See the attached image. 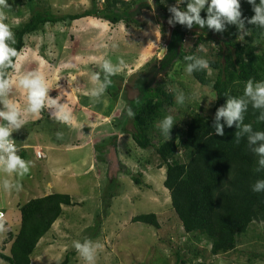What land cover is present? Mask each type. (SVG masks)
Instances as JSON below:
<instances>
[{
  "label": "rangeland",
  "instance_id": "rangeland-1",
  "mask_svg": "<svg viewBox=\"0 0 264 264\" xmlns=\"http://www.w3.org/2000/svg\"><path fill=\"white\" fill-rule=\"evenodd\" d=\"M156 1L147 0L149 8L140 9L136 16L141 24L139 28L83 17L71 22L45 24L40 31L24 37L25 48L19 63L17 58L9 74L18 95L13 97L10 88L9 93L0 96L3 105L7 101L18 107L17 101L26 92L16 80L35 70L42 72L49 83L46 99H56L59 105L74 113L80 97L96 87L92 81L96 71L108 74L102 67L103 59L110 60L118 70L108 74L115 75L112 81L116 87H110L113 96L104 92L98 100L92 97L88 100L97 113H92L95 123L88 134L79 132L84 140L88 135L91 137L90 145H82L80 153L65 151L60 155L54 151L60 147L65 150L66 143L71 144L76 137L69 125L56 120L58 109L54 106H44L50 119L45 118L35 126L27 124L18 131L16 136H20V144H27L24 150L27 155L23 156L30 171L21 176L16 171L5 173L0 166V211L3 214L0 216V252L3 254H9L8 234L16 232L20 220L17 205L33 197L58 192L69 194L76 204L62 206V214L38 242L31 264H58L66 257L70 264H87L73 246L75 242L85 241L101 245L96 264H264L263 223L253 222L247 233L238 237L235 250L217 256L210 254V244L205 238L198 240L191 233H185L171 208L168 190L163 186L165 166H159L153 148L142 150L131 138L133 127L127 116L128 101L137 93L132 88V77L148 63L153 64L161 58L159 53L166 38L167 29L159 18ZM184 1L160 0V3L165 7H177L186 4ZM8 5L0 11L5 16L4 22L16 27L35 10L55 15L82 13L91 7V0H8ZM215 40L194 45L196 35L187 34L184 50L193 51L200 60H213L220 51ZM262 46L264 48V43ZM120 58L123 64L119 63ZM186 69L177 63L168 70L166 79L163 73L157 74V83L165 79L166 88L175 92L173 107L167 108L157 127H161L165 116L170 115L174 119L171 130L178 128L183 133L184 122L193 112L212 116L214 93L211 87L197 83ZM212 71H209L210 77L214 75ZM72 101L76 102L72 104ZM19 106L24 113L27 103ZM1 120L0 124L8 123H1ZM124 124L125 130H122ZM10 137L15 139L14 133ZM103 140L102 145L106 147L99 153L92 146ZM57 142L62 145L56 147ZM35 145H39L44 158H34ZM131 176H139L141 183L136 185ZM4 180L10 185L7 191L3 189ZM46 183L49 186L43 187ZM143 213L155 214L159 228L131 222L132 217ZM196 251L200 256H194ZM177 252L186 263L177 262ZM0 264L7 263L0 259Z\"/></svg>",
  "mask_w": 264,
  "mask_h": 264
},
{
  "label": "trees",
  "instance_id": "trees-1",
  "mask_svg": "<svg viewBox=\"0 0 264 264\" xmlns=\"http://www.w3.org/2000/svg\"><path fill=\"white\" fill-rule=\"evenodd\" d=\"M184 2L186 4L177 7L186 10L189 1ZM156 3L159 18L167 29L164 43L166 50L162 58L153 64L148 63L145 69L132 77V88L137 93L128 101L134 113L129 117L133 127L131 138L142 150L153 148L159 166H165L163 186L168 190L171 208L185 233H191L198 240L205 238L210 244L211 255L225 254L236 249L238 237L246 234L253 222L264 224V189L252 191L258 181H264V166L259 163L262 157L256 152V148L264 141L253 143L249 139L257 132H264V108L254 107V102L244 92L249 80L253 87L264 83V28L249 23L255 13L254 5L249 4L248 0H239L243 27L239 23L225 22L222 31L207 25L200 27L193 23L188 27L180 24L169 11L174 6L165 7L160 0ZM258 4L259 0H255V5ZM147 8V0H104L102 3L100 0H91V7L82 13L55 15L49 11L35 10L23 24L11 27L14 42L9 41V45L21 54L25 46L24 37L40 31L45 24L71 22L83 17H94L110 25L121 22L139 28L141 24L136 16L140 9ZM206 8L207 5L200 12L202 19L207 18ZM170 19L173 20L171 24L168 23ZM187 34L196 35L194 45H204L208 40L217 39L215 41L220 51L216 59L208 60L207 69L196 65L200 59L193 51L184 50ZM188 56L192 59H185ZM12 59L15 65L17 58ZM177 63L186 68L195 65L189 74L197 83L211 87L214 104L212 116L205 117L193 112L184 122L183 133L178 128L170 129L165 139L162 128L156 124L161 122L167 108L174 105L175 92L168 90L163 82L168 70ZM13 68L3 71L9 77ZM210 70L214 71L213 77L209 76ZM158 73L164 74L162 83L156 81ZM95 74H99V80L106 83L105 92L113 96L110 90L116 87L112 81L115 75L97 71ZM230 99L243 100L245 103L243 119L234 121L232 125H228L223 117L216 120L217 110L225 107ZM39 113L43 119L49 118L44 106ZM216 123L221 125L223 135L216 133ZM246 125L250 131L243 130ZM124 127L125 124L122 130H125ZM176 132L178 134L174 135ZM104 140L94 147L99 153L106 147L102 145ZM18 156L24 159L23 155ZM138 177L131 176L136 185L141 183ZM75 204L69 194L55 192L31 198L19 205L20 220L16 232L8 234V240L11 241L9 254L0 252V259L7 264H31L38 242L60 217L62 206ZM131 222L159 228L153 213L136 215ZM176 256L178 263H186L178 252ZM194 256L200 255L196 251ZM58 264H70L68 257Z\"/></svg>",
  "mask_w": 264,
  "mask_h": 264
},
{
  "label": "clouds",
  "instance_id": "clouds-1",
  "mask_svg": "<svg viewBox=\"0 0 264 264\" xmlns=\"http://www.w3.org/2000/svg\"><path fill=\"white\" fill-rule=\"evenodd\" d=\"M181 0H177L180 3ZM249 4H253L254 16L251 17L249 23L258 24L264 28V0H259V4L255 5V0H248ZM208 13L206 19H202L200 12L205 9ZM8 0H0V9L8 7ZM240 3L239 0H189L186 10H181L178 7H172L169 9L174 14L173 19L180 23L191 27L193 23L204 27L207 25L216 31H222L224 23H239L240 27H243V21L240 20ZM5 16L0 11V96H4L10 89L13 81L3 71L9 67H14L13 59L18 58L17 63L20 60V53L9 45V41L14 42V32L9 24L5 23ZM169 24L173 23V20L168 21ZM203 47V46H201ZM165 50L161 49L159 56H164ZM185 59H192L191 56L185 57ZM119 63L123 64V58L119 59ZM196 65L200 68L207 69L209 62L206 59L197 60ZM102 67L107 73H113L118 69H115L108 59H103ZM195 65H188L186 71L191 73ZM92 81L96 83L94 87L87 95L98 100L105 92L106 83H99V74L92 76ZM16 84L26 92L27 107L23 109L25 113L38 115L41 108L45 105L54 106L58 110L55 113L57 121L71 126L74 122L72 111L70 108L59 105L56 99H46L49 83L45 78V75L40 71H30L20 76L16 80ZM245 95L252 99L253 106L256 108H264V83H259L253 87L252 81L249 80L244 88ZM6 111H0V119L7 121V124H0V166L5 173L18 172L21 176L28 174L30 171L28 163L16 154L17 148L14 142L10 139V133L13 128H19L24 123L21 117V109L17 107L15 103L4 102ZM139 104V101H137ZM245 109V103L243 100L230 99L225 107H221L217 110L216 120L219 121L221 117L224 118L228 125H232L234 121H241L243 119L242 112ZM134 113L131 108L127 109V116L132 117ZM174 123L172 116H165L162 121L161 128L162 134L165 139L168 138V134ZM244 131H250L249 126H244ZM215 131L219 135H223L221 125L216 123ZM239 135V133L237 134ZM10 137V138H9ZM251 142L257 140L264 141V132H257L250 138ZM256 152L262 157L259 163L264 166V144H261L256 148ZM10 187L8 180L3 181V189L8 190ZM19 187V186H17ZM264 189V181H258L252 188L253 192H260ZM0 211V216H2ZM74 248L79 252L87 264H96L97 250L101 248L100 244L93 245L90 241L84 243L75 242Z\"/></svg>",
  "mask_w": 264,
  "mask_h": 264
},
{
  "label": "crops",
  "instance_id": "crops-1",
  "mask_svg": "<svg viewBox=\"0 0 264 264\" xmlns=\"http://www.w3.org/2000/svg\"><path fill=\"white\" fill-rule=\"evenodd\" d=\"M25 48V47H24ZM23 48V49H24ZM23 52V50H22ZM23 56V55H22ZM27 63V62H26ZM22 65V64H21ZM20 65V67L22 68V66ZM81 68H78L77 71H79L80 74H83V72L80 71ZM23 71V70H22ZM12 88L10 91H11V95H14L13 97H16L18 95V91L17 89H15V87L13 85H11ZM9 93V92H8ZM83 94V93H82ZM89 98L90 96L87 95V94H83V97H80V101H78V107L76 108H73V112L72 115H73V119H74V122H73V125L70 126V130L74 131L76 137H75V141H71L72 143L71 144H68L66 143V146L64 147L65 150H60V146L62 145L60 142H57V145L56 147H60V148H56L54 149V151L56 152V154H60L63 153V152H69V151H72V154L74 152H79L84 148L82 147V145H84L85 143L89 144L88 142L91 140V137L88 135V138L87 140H84L83 139V134L80 135L79 132L83 133V132H87L89 130H91V128L93 127L94 123H95V119L93 117V114L92 113H97L94 111L93 109V106L89 103ZM3 100V98H2ZM62 101V100H61ZM73 102H76V101H72V104H74ZM27 103V99H26V95H24L21 99H19L17 101V104H18V108H20L21 104H26ZM61 103V102H60ZM76 103V104H77ZM24 105H22L23 107ZM27 107V106H26ZM90 107V108H89ZM45 108V107H44ZM92 108V109H91ZM78 109H81L80 111L82 112H75V110H78ZM6 107L5 105H3V102L0 103V111H6ZM22 120H24V123L21 124V126L19 128H13V131L10 133H14L15 135V139H13L16 143V148H17V152L16 154L19 155H27L26 151H24L25 149H27V144H20L22 141H21V138L20 136H16L18 135V131L22 130L24 126H27V124H32V126H35L36 124H40L41 121L43 120L42 116L40 115V113L38 115H32L31 117L30 116H27L26 113L22 112V109H21V117H20ZM47 119H50L47 118ZM5 121L1 120V123H4ZM46 128V126L44 127ZM25 133V132H24ZM88 134V132H87ZM26 135V134H25ZM25 135H24V138H25ZM81 136V137H80ZM22 137V136H21ZM78 137V139H77ZM12 139V138H11ZM102 140V139H101ZM100 140V141H101ZM21 141V142H20ZM95 144V143H94ZM90 145V144H89ZM68 146H71L70 148H67ZM93 148L95 147V145L92 146ZM37 148H40L39 145H35V148L34 149H37ZM55 148V147H54ZM95 149V148H94ZM86 151V150H85ZM84 153V152H83ZM71 154V156H72ZM63 155V154H62ZM73 157V156H72ZM25 158V157H24ZM34 158L35 155H34ZM37 159V158H36ZM37 160H40V159H37ZM48 183V182H47ZM47 183L45 184V186L43 187H48L49 185H47ZM46 190V189H45ZM54 193V192H52ZM49 194V193H48ZM51 194V193H50ZM35 198V197H33ZM31 199V198H30ZM28 201V200H27ZM26 201V202H27ZM21 205V204H19ZM17 205V207L19 206ZM63 211V210H62Z\"/></svg>",
  "mask_w": 264,
  "mask_h": 264
},
{
  "label": "built area",
  "instance_id": "built-area-1",
  "mask_svg": "<svg viewBox=\"0 0 264 264\" xmlns=\"http://www.w3.org/2000/svg\"><path fill=\"white\" fill-rule=\"evenodd\" d=\"M104 0H100V2L102 3ZM10 138V137H9ZM11 139V138H10ZM13 142H14V144L16 145V143H15V141L13 140V139H11ZM34 155H35V157L37 158V159H42V158H44V153H43V151L41 150V149H34Z\"/></svg>",
  "mask_w": 264,
  "mask_h": 264
},
{
  "label": "water",
  "instance_id": "water-1",
  "mask_svg": "<svg viewBox=\"0 0 264 264\" xmlns=\"http://www.w3.org/2000/svg\"><path fill=\"white\" fill-rule=\"evenodd\" d=\"M162 49L166 50L165 46H163V48H162Z\"/></svg>",
  "mask_w": 264,
  "mask_h": 264
},
{
  "label": "bare ground",
  "instance_id": "bare-ground-1",
  "mask_svg": "<svg viewBox=\"0 0 264 264\" xmlns=\"http://www.w3.org/2000/svg\"><path fill=\"white\" fill-rule=\"evenodd\" d=\"M21 58V57H20Z\"/></svg>",
  "mask_w": 264,
  "mask_h": 264
}]
</instances>
